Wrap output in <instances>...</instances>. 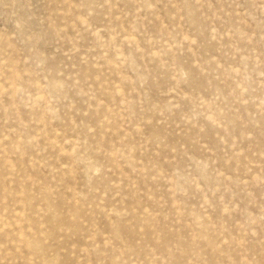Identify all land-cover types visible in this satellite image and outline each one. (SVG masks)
Returning a JSON list of instances; mask_svg holds the SVG:
<instances>
[{
    "label": "rangeland",
    "instance_id": "obj_1",
    "mask_svg": "<svg viewBox=\"0 0 264 264\" xmlns=\"http://www.w3.org/2000/svg\"><path fill=\"white\" fill-rule=\"evenodd\" d=\"M0 264H264V0H0Z\"/></svg>",
    "mask_w": 264,
    "mask_h": 264
}]
</instances>
